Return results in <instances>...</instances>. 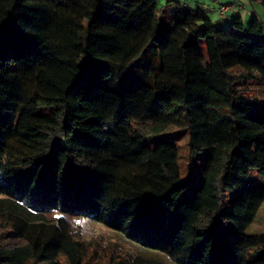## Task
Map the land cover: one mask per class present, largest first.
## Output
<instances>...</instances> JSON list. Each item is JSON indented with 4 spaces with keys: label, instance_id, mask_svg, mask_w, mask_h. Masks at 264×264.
I'll return each mask as SVG.
<instances>
[{
    "label": "trees",
    "instance_id": "trees-1",
    "mask_svg": "<svg viewBox=\"0 0 264 264\" xmlns=\"http://www.w3.org/2000/svg\"><path fill=\"white\" fill-rule=\"evenodd\" d=\"M158 1L0 0V264H162L89 254L84 218L171 264H264V234L245 233L264 203L248 181L264 180L249 89L264 83V21L166 0L164 23ZM170 126L191 158L205 150L200 185L175 143H142Z\"/></svg>",
    "mask_w": 264,
    "mask_h": 264
},
{
    "label": "rangeland",
    "instance_id": "rangeland-1",
    "mask_svg": "<svg viewBox=\"0 0 264 264\" xmlns=\"http://www.w3.org/2000/svg\"><path fill=\"white\" fill-rule=\"evenodd\" d=\"M222 3L230 2V0H220ZM246 8L241 11L243 23L247 27L251 19V10H255L261 21H264V10L258 7L255 3H250L248 0H244ZM219 2L214 0H206L205 7L209 9L218 8ZM175 10V5H164L163 0L158 1L157 14L164 23H169L171 14ZM208 16L216 18L215 13L208 12ZM264 38V36H262ZM146 42L143 41L137 45L133 54H138L144 47ZM201 52L205 58H207L206 48L204 41L200 42ZM149 55L151 51H146ZM153 62L157 65L158 59L152 58ZM250 93L256 96L261 102H264V83L256 75V78L249 83ZM264 107V103H262ZM107 129V128H106ZM170 141L176 144L178 148V163L183 177L191 179L196 185L202 183L201 168L205 159V150L198 153L194 158L190 156V134L187 129H180L174 126L168 127L165 131L157 134L145 137L142 143L149 147L154 148L160 141ZM67 166V165H66ZM249 182L262 185L264 180L258 175L257 170L250 171ZM236 193L228 192L226 197V204L235 197ZM81 226V240L87 244L88 253H95L99 255L102 260L109 259L111 256H122L124 259L129 260L136 256H143L145 258L154 259L162 264H171L169 260L162 254H158L152 251H146L138 245L126 240L120 233L112 231L104 225L97 223L90 219L80 220ZM247 235L264 234V203H262L255 220L245 232Z\"/></svg>",
    "mask_w": 264,
    "mask_h": 264
},
{
    "label": "built area",
    "instance_id": "built-area-1",
    "mask_svg": "<svg viewBox=\"0 0 264 264\" xmlns=\"http://www.w3.org/2000/svg\"><path fill=\"white\" fill-rule=\"evenodd\" d=\"M215 2H219V6L217 8L218 18L227 19V16L233 12H239L246 8L244 4L239 3L236 0H230V2L222 3L220 0H214Z\"/></svg>",
    "mask_w": 264,
    "mask_h": 264
},
{
    "label": "crops",
    "instance_id": "crops-1",
    "mask_svg": "<svg viewBox=\"0 0 264 264\" xmlns=\"http://www.w3.org/2000/svg\"><path fill=\"white\" fill-rule=\"evenodd\" d=\"M180 3H183V4H185L186 6H189V7H191V8H195L196 6H202L203 8H205L208 12H214L215 13V15H216V18H213V17H211L210 16V18L212 19V20H217L218 19V14H217V10H215V8H212V11H211V9H209L208 7H205V1L206 0H178ZM240 2H242V3H244V0H239ZM249 1V0H248ZM163 2H166V0H163ZM250 2V1H249ZM250 3H255L258 7H260V5H259V3H257V2H250ZM217 9V8H216ZM252 13H254V14H256L257 15V13L255 12V10H251V15H252ZM258 16V15H257ZM240 17H241V19H242V14H241V12H240ZM242 21H243V19H242Z\"/></svg>",
    "mask_w": 264,
    "mask_h": 264
}]
</instances>
